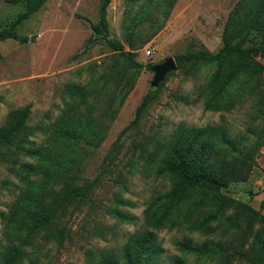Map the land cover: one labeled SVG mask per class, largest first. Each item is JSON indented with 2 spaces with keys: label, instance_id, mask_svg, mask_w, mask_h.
<instances>
[{
  "label": "rangeland",
  "instance_id": "rangeland-1",
  "mask_svg": "<svg viewBox=\"0 0 264 264\" xmlns=\"http://www.w3.org/2000/svg\"><path fill=\"white\" fill-rule=\"evenodd\" d=\"M102 1L47 0L40 11L15 28L18 39L0 42V127L12 110L31 105L28 125L34 128L29 138L33 148L47 146L54 124L68 114L75 120L91 116L107 130L98 146L79 143L82 155L77 176L81 181L97 183L92 201L77 209L72 207L64 218L63 227L70 238L63 245L38 238L26 248L23 264H101L107 256L120 258L131 234L148 229L146 210L172 187L168 179L156 176L154 167L156 154H161L181 125L225 126L231 138H246V147L258 144L249 180L230 185L224 193L264 215V71L248 91L243 88L245 76L231 87L227 97L233 102L232 109L211 111L205 109V88L216 65L184 64L158 89L136 126L124 132L151 90L154 73L150 66L188 52L217 53L223 46L229 14L239 0H178L167 17L163 7L155 4L140 15L149 0H111L110 39L133 52L143 68L131 66L100 37L88 43L93 33L85 18L97 23ZM24 11L22 4L0 0V30L10 27ZM135 16L145 17L136 31L132 51L125 37V22ZM158 26L161 30L143 45V39L147 40ZM256 60L264 66V58L256 56ZM75 91L80 96L74 95ZM241 94L245 95L237 98ZM14 151L15 146L1 149L0 212L6 214L22 187L6 161L15 156ZM19 161L36 164L23 155ZM114 208L133 221L114 218L110 213ZM156 233L162 248L158 264H172L177 257L195 264L196 258L179 252L176 242L189 238L200 245L206 240L184 227ZM10 243L0 219V264L1 251ZM232 264L248 263L233 260Z\"/></svg>",
  "mask_w": 264,
  "mask_h": 264
},
{
  "label": "trees",
  "instance_id": "trees-1",
  "mask_svg": "<svg viewBox=\"0 0 264 264\" xmlns=\"http://www.w3.org/2000/svg\"><path fill=\"white\" fill-rule=\"evenodd\" d=\"M9 1L22 4L25 11L10 27L0 30V42L18 39L15 28L40 11L47 2ZM177 1L149 0L140 15L155 4L163 7V15L167 17ZM110 4L111 0L102 1L97 23L85 18L93 33L88 43H94L100 37L113 51L124 56L131 66L145 67L135 60L133 52L125 50L121 42L110 39ZM143 17L135 16L125 22V37L132 51L136 47L134 39L137 38L136 31L143 24ZM159 30L161 26L147 40L143 39V45ZM23 41L29 39L23 38ZM222 42V48L215 54L201 50L174 57L177 67L187 63L216 65L205 88V109L211 111L232 109L233 102L227 97L231 87L245 76L243 88L248 91L264 71L256 56L248 54L251 50L261 49L260 56L264 58V0H239L229 14ZM174 73L168 75L159 88ZM158 89H151L144 96L135 119L124 132L136 126L142 113L155 100ZM80 94L74 92V95ZM2 101L0 97V103ZM31 113V105L12 110L0 127V159L4 156L1 149L15 146V156L6 161L10 163L9 172L22 185L11 212H0L5 236L11 242L1 251L2 264H23L26 248L33 246L38 238L55 241L59 245L70 238L69 231L63 227L64 218L72 207L77 209L92 201L93 188L97 183L96 180L81 181L77 176L79 157L82 155L79 143L83 141L98 146L107 134V130L91 116L75 120L72 114H68L54 124V132L47 146L33 148L29 138L33 136L34 128L28 125ZM246 142L247 139L243 137L231 138L225 126H179L161 154H156L154 167L158 178L171 182L170 191L153 201L146 210L148 229L131 234L120 258L107 256L101 264H158L162 248L158 245L156 231L179 227L206 238L200 245L193 244L189 238L176 242L179 252L196 258L195 264H204L208 260L216 261L214 264H232L233 260L264 264V215L224 193L230 185L249 180L258 144L246 147ZM20 155L34 160L36 164L20 162ZM110 213L121 222L133 221L121 210L114 208ZM172 264L186 263L183 258L177 257Z\"/></svg>",
  "mask_w": 264,
  "mask_h": 264
},
{
  "label": "water",
  "instance_id": "water-1",
  "mask_svg": "<svg viewBox=\"0 0 264 264\" xmlns=\"http://www.w3.org/2000/svg\"><path fill=\"white\" fill-rule=\"evenodd\" d=\"M248 54L253 56H260L261 49L251 50L248 52ZM151 70L154 73V78L151 82V89L157 90L160 84H162L166 80L167 76L172 72H176L178 70V67L175 58L169 57L158 64L152 65Z\"/></svg>",
  "mask_w": 264,
  "mask_h": 264
},
{
  "label": "built area",
  "instance_id": "built-area-1",
  "mask_svg": "<svg viewBox=\"0 0 264 264\" xmlns=\"http://www.w3.org/2000/svg\"><path fill=\"white\" fill-rule=\"evenodd\" d=\"M146 54H147V55H150V54H151L150 50H147V51H146Z\"/></svg>",
  "mask_w": 264,
  "mask_h": 264
}]
</instances>
